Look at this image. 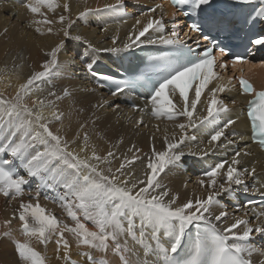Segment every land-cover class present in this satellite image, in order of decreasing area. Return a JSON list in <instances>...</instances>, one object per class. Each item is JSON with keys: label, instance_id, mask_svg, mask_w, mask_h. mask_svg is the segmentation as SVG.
<instances>
[{"label": "snow or ice", "instance_id": "1", "mask_svg": "<svg viewBox=\"0 0 264 264\" xmlns=\"http://www.w3.org/2000/svg\"><path fill=\"white\" fill-rule=\"evenodd\" d=\"M169 2L181 15L191 18L187 25L188 31L183 32V37L187 39H182L181 30L175 20L170 34L164 35L166 24L163 15L161 14L159 18L151 16L157 9H161L162 13V5L156 4L144 13L150 18L138 31L135 29L141 25V20H136L134 31L128 36L130 42L118 47L115 46L118 38L114 37L113 47L104 51L117 54L127 52L133 46L139 47L140 44L159 43L177 47L179 50L176 54L150 57L152 63H149L143 72L131 78L118 80L96 71L95 61L86 66L92 77L115 83L116 87L111 90L113 97L137 88L148 89L150 95L145 107L137 108L133 105L134 109L141 113L150 107V114L156 119L178 121L183 117L186 120V123L177 122L175 125L180 130L179 139L175 135L171 140L165 136L161 150L153 147L144 173L146 180L138 181L143 187L137 191L132 190L136 184L129 188V181L122 177L125 168L134 164L139 157L133 155L131 159L126 158L114 172L109 168L106 174L99 165L107 161L108 157L115 158L112 151H108L107 156L102 157L93 147L91 155H88L89 136L85 132L84 144L80 146L79 152H76L70 147L75 140L69 142L58 132L54 133L51 130L50 125L53 122L62 121L63 113L58 111L57 102L70 95L67 88L63 89L62 95L49 91L48 97L52 99L48 97L33 99L31 107L26 102L39 88L37 81L49 82L53 70L59 68L58 53L62 50L63 40L45 53L48 59L41 65L43 70L35 72L25 83L20 84L11 100L0 95V195L15 200L22 195L24 186L30 183L29 178H38L44 187L56 193L52 198L53 203H57L72 222L62 223L54 215L47 213L38 202L35 204L21 202L18 218L26 239L24 242L15 243V251L23 264H45V258L30 245L33 238L41 245H47L55 238L57 252L63 248V256H57V259L69 261L71 244L65 233L75 240L78 248L88 250L82 253L87 264H98L94 253L107 254L109 250L118 256L120 264H133V257H136L140 264H253L254 254L264 255V249H258L251 242L254 234L264 235V225L253 228L249 220L240 218L220 229L216 222H221L228 213L221 211L213 218L210 212L214 205L224 207L218 199L221 194H231L240 186H243L245 194L248 193L245 177L253 176L256 170L255 168L251 171L247 168L241 170L237 167L241 163L238 159L241 156L240 151L235 153L230 164L222 161L203 173L207 181L201 179L198 183L201 188L208 190L206 198H196L194 201L189 199L180 206L172 207L176 203V197L165 203L164 198L169 193L157 192V189L162 187L161 173L181 166L186 155L182 145L186 140L196 139L194 135L191 137L186 135L187 129L200 126L213 128L207 148L201 149L199 153L192 151L187 153L200 157L208 155L214 148L221 147L222 144L218 142L224 136L225 129L235 123L234 120L228 119L221 126L223 114L229 109L217 97L219 93L228 90L227 85L217 84L209 90L210 99L206 116L197 118L194 114L198 103H201L204 90L210 83L220 79L215 69L227 68V63L221 62L219 58L228 56L229 52L225 47L210 40L209 32L224 31L232 27L236 21L229 18L228 12L219 10L216 0H169ZM242 5H258L245 16L246 24L257 22L264 24V0L223 2L225 9H235L241 13L244 11L240 7ZM24 7L33 17H42L34 19L33 23L49 26L47 34L53 33L50 25L59 23L64 38L70 37L69 29L74 22L69 17L61 14L53 21L41 11L47 9L48 12L55 13L56 9L61 7L57 0H28ZM123 7V0H117L115 5H108L104 10L119 12ZM63 11H69L67 0L63 4ZM91 11L80 12L78 19L90 15ZM66 20L69 21L67 26L64 25ZM35 30L40 35L46 34L40 27H36ZM150 31L158 33V37L154 39L146 36ZM192 33L208 43L200 44L197 39L196 47H192L187 43V40L192 39ZM142 37L145 39L142 40ZM75 39L80 41L81 37L77 36ZM251 44L264 47V36L253 38ZM231 63L235 66L237 63L244 64L249 61L237 56ZM228 83L230 84L231 80ZM99 86L103 88L105 84L101 83ZM239 86L241 94L253 97L248 101L247 116L251 124L253 141L264 148V90L256 91L252 84L243 78H240ZM106 104L105 101L96 107L104 108ZM137 123L143 124V121ZM86 126L82 123L79 129L82 131ZM229 143L234 141L229 140ZM80 153L85 155L81 156ZM243 154L249 155L247 152ZM225 167L226 170L222 172ZM218 177H222L219 182ZM39 194L38 185L36 197L33 199ZM261 196L264 197V192ZM252 203L254 202L248 201L244 206L248 207ZM258 215H264V212ZM86 222H90L91 228ZM10 224L11 221L6 220L3 226L7 229ZM241 226L243 230L236 231ZM4 235L7 236L9 233L6 232ZM129 240L142 251V260L137 248L129 246Z\"/></svg>", "mask_w": 264, "mask_h": 264}, {"label": "bare ground", "instance_id": "2", "mask_svg": "<svg viewBox=\"0 0 264 264\" xmlns=\"http://www.w3.org/2000/svg\"><path fill=\"white\" fill-rule=\"evenodd\" d=\"M27 2L28 0H0V95L11 100L20 84L25 83L35 72L43 70L41 65L46 59H48V57L45 56V53L50 51L63 40L64 44L62 50L63 48L65 49L64 51L66 52V55L65 53H58L59 66H61L62 71L61 75L58 76L52 73V79L49 82L37 81L39 88L35 90V94L26 102L28 106L31 107L33 99L48 97L49 91H55L58 95H62L63 89L67 88L69 90L70 95L57 102L58 111L63 113L62 121L53 122L50 127L54 133L58 132L59 135L69 142L73 140L76 141L75 143L70 144L72 150L79 152L80 146L84 144V133L87 132L89 136L87 142V154L91 155V150L94 147L98 155L102 157L107 156L108 151H112L110 145H108L109 149L107 151L99 149L104 142H108L107 138L101 137L102 131L100 129V125L104 120H107V118H111L121 124L119 128L117 127L118 125H114L116 130L114 129L115 132H113V135L111 134L112 136H109L110 138H108L113 139L117 136H121L122 145L118 146L116 144V149L112 151L115 154V158L108 157L107 161L99 165L106 174L108 173L109 168L114 172L115 169L119 167V164L124 162L126 158L131 159L133 157L123 156V149H126L130 154L139 157L132 166L141 167L142 169L146 166L153 147L157 150L163 148L165 136L171 140L172 136L175 135L176 138L179 139L180 130L176 128L175 125L177 122L186 123L185 118L181 117L178 121H168L163 118L149 120L144 113H136L127 109L125 106L119 105V100L127 95L121 94L113 97L112 95L105 94L104 90L93 86L80 61L83 56H86L89 62L92 60H98L108 66L110 65L111 60L119 58L121 56L120 53L113 54L104 50L113 47L112 40L114 37L118 38L117 44L115 45L118 47H122L125 42H130L128 41V36L130 33H133V26L136 24V20H141V25L137 26L135 29V31H138L139 28L146 24L150 18V16L144 15V13H134L135 6L149 8L150 5L155 3L154 0H123L125 8L124 10L121 8L119 12L104 10L108 5H115L117 0H67L69 4L68 12L63 11L65 0H57L61 7L57 8L55 13L48 12L47 9H41V11L53 21H56L59 15L63 14L74 22L69 29L70 37L67 39L64 38L63 33L60 31L61 25L59 23H53L50 25V27L53 28V33L51 35L47 34V27L49 26L34 24V19H42V17H33V15L24 7V4ZM86 10H92L91 14L82 19H78L79 13ZM113 13H115L114 16ZM172 13L173 10L170 9L167 4H164V6H162V13L161 9H158L156 13L151 14V16L159 18L162 14L165 23V18L171 17ZM117 16H120L121 19L117 18ZM6 17H11V19H15V21L8 22V20L5 19ZM68 23L69 21L66 20L64 25L67 26ZM89 25L96 27L97 30L96 28L90 30L87 27ZM36 27H40L46 34H38L35 30ZM168 34V26L166 25L164 35ZM158 35V33L151 31L146 34V36H151L154 39L157 38ZM77 36L81 37L80 41L75 39ZM141 39L143 40L145 38L142 37ZM73 43L74 45L77 44L76 46H72L73 48L75 47V51L80 50L83 52L82 55L74 60L72 59L74 54L68 55V53H70L68 44ZM141 45L145 46L149 44L144 43L140 44V46ZM134 47L136 46H133V48ZM92 49H96L97 51H93ZM73 61L74 63L72 66L74 69H70ZM22 70H25V72L20 73ZM68 72L71 74L70 76H67ZM64 76L65 79H61ZM48 98L52 99L51 97ZM209 99L210 94L208 90L201 96V103L197 105V111L194 114L195 117L200 118L207 115V104ZM105 101L107 104L104 108L96 107V105L104 103ZM223 103L228 107L229 111L223 114L224 119L221 121V126L227 119L234 118L237 113L235 107L227 105L226 102ZM116 105L119 107H115ZM45 115H47V112ZM84 118L88 120V124L86 128L81 131L79 125L85 123L82 121ZM124 118L127 122H124ZM141 120L144 125L147 122H160L163 123V127L159 126L160 129L158 131L156 130L157 127L146 133L145 130L142 129L143 127L140 126L143 124L137 123V121ZM196 123H199L198 119L196 120ZM110 124L112 127V123ZM125 131H127L126 134ZM212 131L213 128L211 126H200L198 128L187 129V136L191 137L194 135L196 137L194 141L186 140L185 144L182 145V148L186 153L182 165L187 167V172L172 170V173L179 174L182 177L183 180L180 184H176L173 180L170 183L167 182V184L162 181V178H160L162 187L157 189V192L167 191L169 193V195L164 198L165 203L171 200L172 197H176V203L172 205V207L180 206L186 203L189 199H192L193 201L196 198L203 199L204 197L201 195L200 188L195 189L194 185L200 186L198 181L201 179L207 181V178H201L198 174L192 175V172H196V167L193 166V163L195 161L202 162L203 160H206L215 166V164H217L216 157H219L220 160H228V164H230L234 154L237 151H240L239 149L243 147L244 142V139L240 138V136H230L235 132L243 133L246 131V122L242 118L238 123L225 129L224 136L221 137V141L218 142L222 144V146L212 149L208 155L200 157L187 155L189 151L199 153L201 149L207 148L208 140L210 139ZM78 132L79 138L77 139ZM229 140L234 141V143H229ZM137 149H139V151H137ZM80 155L84 156L85 153H80ZM238 159H240L241 163L237 165V167L241 170L247 168L251 171V169L255 168V174L253 176H246L245 183L248 186V192H257L256 188L260 187L261 180H263L262 176H264V156L258 153L245 156L242 152V156ZM255 162L257 163V166L253 165ZM93 163L97 162L93 161ZM226 167L221 171H225ZM117 175L119 174L117 173ZM122 179H127L129 181V188H132V185L136 184V187L132 189L133 192H135L140 187H143L138 181L146 180V177L137 179L134 170L125 168ZM221 180L222 177H218V182ZM262 183L264 185V182ZM251 186H253V189ZM233 187L236 188L235 185ZM237 190L243 192V186H240ZM261 190L264 191V189ZM36 194L37 193L35 192L22 193V195L15 200L11 198L5 199L0 195V243L4 240L9 241L10 237L11 240L12 238H15L16 240L18 239V241L21 239V242H24L26 239L22 233L21 224L18 218L19 205L21 202L33 204L38 202L47 213L54 215L62 223H72L67 217L65 211L59 207L57 203L48 202L40 196L36 199H27V197L30 196H32V198L36 197ZM220 198L225 199L229 211L225 207L221 209L218 205H214L210 209L213 218L215 215H219L221 211H226L228 213L227 217L223 218L221 222H216L218 228L223 229L233 223L236 219L240 218L249 220L250 226L253 228L264 225V215H258L262 211L255 210L253 207L246 208L240 206V204L235 201L234 193L221 194ZM232 205L237 206L235 210H230L231 208L228 207ZM253 209L255 211H253ZM206 215L208 214L206 213ZM253 219L254 221H252ZM6 220L11 221V224L7 229L3 226L4 221ZM86 223H88V226L91 228L90 222ZM242 230L243 226L236 231ZM6 232L9 233V235L5 236L4 233ZM65 236L69 239L71 244L69 261H64L62 258L57 259V256H63V248L61 247L59 253L57 252L55 238L50 240L47 245H41L35 238H33L30 241V245L45 258V264H87L86 258L82 253L88 250L83 247L78 248L75 240H73L67 233H65ZM263 236L264 235L254 234L252 241H258V238L260 237L262 239ZM129 246L137 248L142 260V251L139 250L138 246L134 245L130 240ZM256 247L258 249H264L259 244L256 245ZM2 248L3 247H1L0 244V264H23L15 249H12V247H9V250L7 249L10 252L11 259H4ZM94 255L96 258H102L105 264H120L118 256L114 255L111 250H109L107 254L94 253ZM132 259L133 264H140V261H138L136 257H133ZM252 261L253 264H264V255L256 253L253 255Z\"/></svg>", "mask_w": 264, "mask_h": 264}, {"label": "rangeland", "instance_id": "3", "mask_svg": "<svg viewBox=\"0 0 264 264\" xmlns=\"http://www.w3.org/2000/svg\"><path fill=\"white\" fill-rule=\"evenodd\" d=\"M124 8H125V5H124V7L122 8L123 10H124ZM114 14L115 13H113V16H114ZM117 17H120V16H117ZM5 19H7L8 20V22H14L15 21V19H11V17L10 18H8V17H6ZM119 19H121V18H119ZM118 19V20H119ZM90 30H93V29H95L96 27H94V26H92V25H89V26H87ZM96 30H97V28H96ZM69 45V48H70V53H68V55H70V54H74L73 55V60L75 59V58H77V57H79L80 55H82L83 54V52H81L80 50H77V51H75L74 49H75V47L73 48L72 46H76L77 44H75L74 45V43L73 44H68ZM79 47V46H78ZM72 48V49H71ZM65 49L63 48V50H62V52L60 51L59 53H65V55H66V52L64 51ZM73 51V52H72ZM25 57V56H24ZM25 59H26V57H25ZM27 60V59H26ZM89 62V61H88ZM73 63H74V61L72 62V64H71V67H70V69H74L73 68ZM23 72H25V70H22L20 73H23ZM53 74H55V75H58V76H60L61 75V73H62V71H61V66H59V68L58 69H54L53 70V72H52ZM52 74V75H53ZM71 74L68 72L67 73V76H70ZM66 76V75H65ZM65 76L64 77H62L61 79H65ZM63 93V92H62ZM109 120H111V121H109ZM124 120V122H127V120L124 118L123 119ZM82 121H84L85 123H86V125L88 124V120L86 119V118H84ZM114 122H116V123H114ZM104 123V124H103ZM107 123V124H106ZM109 123V124H108ZM110 123H112V127L110 126L111 124ZM148 123V122H147ZM143 124V125H140L141 127H143L142 129H144L145 130V132L147 133V131H149V130H152V129H154V128H157L156 130L158 131L159 129H160V127L159 126H161V127H163V123H148V124ZM114 125H118L117 127L119 128V126L121 125L120 123H118L117 121H114L113 119H111V118H107V120H104L103 122H102V124L100 125V129H101V133H102V135H101V137H104V138H107V141L108 142H104L101 146H100V150H102V151H107L108 149H109V146L108 145H110V147H111V150L113 151L114 149H116V144L118 145V146H120V145H122V141H121V136H117V137H115V138H113V139H109L113 134V132H115V128H114ZM140 126H139V128H140ZM115 129V130H114ZM109 130H111V131H109ZM143 130V131H144ZM103 131H108V132H103ZM108 133V134H107ZM127 133V131H125V134ZM110 134V135H109ZM112 134V135H111ZM149 134V133H148ZM108 135V136H107ZM110 136V137H109ZM152 136V135H151ZM109 137V138H108ZM158 137V136H157ZM123 138V137H122ZM125 138V137H124ZM162 138V137H161ZM161 138H158V139H161ZM123 151V156H126V157H129V156H133V154H130L126 149H123L122 150ZM181 166H183V165H181ZM127 169H132V170H134L135 171V174H136V178L137 179H142V178H144V177H146L145 176V171H146V166L145 167H143L142 169H141V167H133L132 165H128L127 167H126ZM172 170H180V171H182V172H187L186 170H182L181 168H180V166L179 167H176V168H172V169H170V170H166L165 171V173H161V175H160V178H162V181L164 182V183H167V182H172V180L177 184H180L181 182H182V177L179 175V174H176V173H172ZM168 171V172H167ZM170 171V172H169ZM167 172V173H166ZM163 175V176H162ZM179 179V180H178ZM168 184V183H167ZM192 184V183H191ZM194 188L195 189H198V188H200V192L202 193L201 195H203L202 197H204V198H206L207 197V195H208V190H206V188H204V189H201V186H196V185H194ZM61 191H62V189H61ZM234 193V192H233ZM235 194V193H234ZM218 198H220V196L218 197ZM27 199H33L32 198V196H30V197H27ZM220 201H221V203L224 205V207L229 211V208H227V203H226V201H225V199H223V198H220L219 199ZM233 206V205H232ZM232 206H228V207H230L231 209L230 210H235V208H233ZM224 207H220L221 209H223ZM237 207V206H236ZM255 219V218H254ZM254 219L252 220V221H254ZM16 241L17 242H21V239L18 241V239L16 240L15 238H12V240H11V237L9 238V241H6V240H4V241H1V247H3L2 248V255H3V258L4 259H11V255H10V252L8 251L9 250V247L11 248L12 247V249H15V243H16ZM15 242V243H14ZM8 246H6V245ZM8 249V250H7ZM6 254V255H5ZM10 255V256H9Z\"/></svg>", "mask_w": 264, "mask_h": 264}]
</instances>
